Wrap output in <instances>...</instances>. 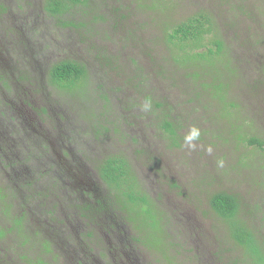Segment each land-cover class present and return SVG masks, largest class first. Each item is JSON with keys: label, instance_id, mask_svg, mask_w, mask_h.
<instances>
[{"label": "trees", "instance_id": "16d2710c", "mask_svg": "<svg viewBox=\"0 0 264 264\" xmlns=\"http://www.w3.org/2000/svg\"><path fill=\"white\" fill-rule=\"evenodd\" d=\"M0 264H264V0H0Z\"/></svg>", "mask_w": 264, "mask_h": 264}]
</instances>
